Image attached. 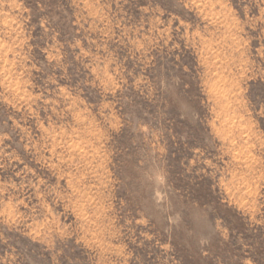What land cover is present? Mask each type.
<instances>
[{"label":"rangeland","instance_id":"374dc122","mask_svg":"<svg viewBox=\"0 0 264 264\" xmlns=\"http://www.w3.org/2000/svg\"><path fill=\"white\" fill-rule=\"evenodd\" d=\"M0 264H264V0H0Z\"/></svg>","mask_w":264,"mask_h":264}]
</instances>
